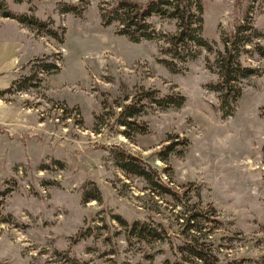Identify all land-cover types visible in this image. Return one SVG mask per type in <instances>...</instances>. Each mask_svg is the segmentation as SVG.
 <instances>
[{
  "label": "rangeland",
  "instance_id": "1",
  "mask_svg": "<svg viewBox=\"0 0 264 264\" xmlns=\"http://www.w3.org/2000/svg\"><path fill=\"white\" fill-rule=\"evenodd\" d=\"M5 1L17 14L53 21L64 43L0 14V52L9 58L13 51L11 71L0 75V128L6 131L0 134V264L175 261L181 206L124 172L109 149L114 146L158 167L178 187L192 184L196 207L215 208L223 223L205 230L221 264H264V74L242 82L225 116L219 92L211 89L220 79L210 68L215 51L201 48L196 59L177 61L176 72L163 62L171 59L167 38L178 32L177 19L151 17L168 36L133 42L117 32V23L104 26L101 8L109 0ZM201 1L203 36L214 50L223 49V32L248 24L261 36L241 58L264 71L256 46H264V0ZM63 2L82 6L83 15L61 12ZM45 58L59 68L41 69ZM27 77L36 86L17 90ZM139 87L180 92L187 101L180 108L148 107L139 118L147 134L128 137L122 126L97 125L104 100L121 102ZM171 142L175 151L164 161L157 152ZM95 186L101 201L86 200ZM119 217L127 225L163 220L172 226L170 237L134 235L130 242Z\"/></svg>",
  "mask_w": 264,
  "mask_h": 264
},
{
  "label": "trees",
  "instance_id": "2",
  "mask_svg": "<svg viewBox=\"0 0 264 264\" xmlns=\"http://www.w3.org/2000/svg\"><path fill=\"white\" fill-rule=\"evenodd\" d=\"M105 3L106 5L101 8L104 26L117 23V32L127 36L133 42L168 36L157 31L149 21L155 15L178 20V32L167 38L170 44L168 52L171 59H163L166 66L174 72L178 71V62L183 63L188 59H196L201 48H205L209 52L215 51L216 55L210 68L217 71L220 79L211 86V89L219 92L221 110L225 116L232 114L234 104L242 93V82L254 75L264 74L260 68L246 65L241 58V53L247 50L246 46L261 34L250 25L242 23L235 32H223L221 36L223 49L214 50L213 43L203 36V4L201 0H109ZM60 9L63 13L70 12L77 16H82L84 12V8L77 3L63 2ZM0 14L4 17L14 18L32 28L45 30L47 34L64 43V32L53 21L48 22L34 14H17L10 9L5 0H0ZM256 46L258 53L264 57V46L260 44ZM53 67L59 68L58 65L46 58L41 65V69L47 71ZM32 78L27 77L20 83L17 90L36 86L37 83ZM129 98H131L130 101L126 102ZM186 101L187 97L180 92L165 93L160 89L139 87L132 97H126L121 102L104 100L106 111L96 116L97 125L101 120V124L107 121V125L112 127L122 126L128 137L147 134L149 126L139 118L146 113L148 107L180 108ZM5 132L0 128V134ZM175 143L171 142L165 145L157 152V156L167 161L168 154L175 151ZM109 149L117 165L128 175L145 181L147 190L153 193L152 195L169 196L175 206H181L182 212L176 215L178 221L176 222L181 227L179 235L182 242L176 246V259L171 264H221L209 241V231L205 229L206 226L220 225L223 221L216 215L214 207L204 209L196 207L192 203V184L178 187L172 184L171 179L166 180L158 167L142 157L119 146L109 147ZM93 190H91V195L86 194L85 199L101 201L98 187H93ZM157 213L159 214L160 211L157 210ZM119 220L127 225L124 219L119 217ZM127 226L130 242L134 235L146 240H162L170 237L172 228L163 220H153V222L135 220ZM79 236H85L84 232H81Z\"/></svg>",
  "mask_w": 264,
  "mask_h": 264
},
{
  "label": "crops",
  "instance_id": "3",
  "mask_svg": "<svg viewBox=\"0 0 264 264\" xmlns=\"http://www.w3.org/2000/svg\"><path fill=\"white\" fill-rule=\"evenodd\" d=\"M2 48L5 49L4 46ZM12 54H13V51L11 52L10 55L12 56ZM9 58H8V51L5 50V51L0 52V75H5L11 71L12 61L10 60L9 62Z\"/></svg>",
  "mask_w": 264,
  "mask_h": 264
}]
</instances>
